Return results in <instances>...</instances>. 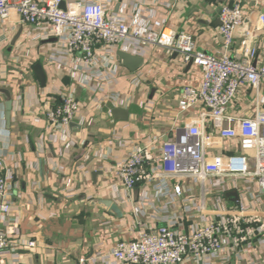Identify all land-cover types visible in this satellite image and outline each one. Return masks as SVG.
Masks as SVG:
<instances>
[{"label":"built area","instance_id":"2783aa9c","mask_svg":"<svg viewBox=\"0 0 264 264\" xmlns=\"http://www.w3.org/2000/svg\"><path fill=\"white\" fill-rule=\"evenodd\" d=\"M112 1L66 0L61 9L63 0H0V24L10 21L32 27L36 41L56 40L78 63L82 74L97 82L96 91L101 93L114 81L110 74L117 67V51L140 57L138 54L150 46L162 48L179 55L184 65L197 68L200 84L183 87L177 104L183 125L177 127L174 120L168 131L136 140L120 138L123 155L114 157L112 166L96 171L107 188L114 193L123 189L129 196L138 186L158 180L192 181L199 192V211L205 217L203 223H193L187 231L180 227L193 217L189 209L165 219L157 217L152 225L135 217L136 232L131 240L118 241L107 252L98 251L89 259L81 258L79 264H264V67L254 64L258 52L250 44L252 30L244 32L241 60L225 53L215 56L198 51L190 35L164 23L155 30L126 24L109 11ZM244 2L221 0L217 32L224 49L231 48L235 32L243 25ZM263 27L264 15L260 14L256 29ZM19 48L23 50L25 45ZM10 69L0 65V86L8 81ZM243 90H250L253 96L251 116L233 112ZM107 92L89 103L78 101L73 90L55 92L52 101L45 99L41 108L50 138L70 148L69 127L74 122L84 121L88 127L93 124L91 115L85 118L82 112L99 110L108 103L112 109L107 114L112 118L113 109L131 103L112 87ZM215 148H230L231 153L214 155L211 150ZM77 170L82 179H65L63 190L67 198L91 200L103 186L87 180L85 165ZM12 188V177L0 154V262L6 252L37 246L10 231L15 223ZM175 192L177 196L182 193L178 186ZM230 192L236 193L238 204L225 208L220 195ZM239 193L245 196L240 198Z\"/></svg>","mask_w":264,"mask_h":264},{"label":"crops","instance_id":"0c3cea01","mask_svg":"<svg viewBox=\"0 0 264 264\" xmlns=\"http://www.w3.org/2000/svg\"><path fill=\"white\" fill-rule=\"evenodd\" d=\"M220 4L221 0H115L108 9L126 24L155 30L164 23L190 35L198 51L215 56L225 53L235 60L242 59L241 42L244 32L250 29V44L258 52L254 64L264 67V27L256 29L258 16L264 15V0L244 2V22L235 32L230 49H224L217 32ZM34 37L32 27L10 21L0 24V65H9L12 73L6 84L0 86V154L13 187L11 217L15 223L10 231L23 240L37 243L33 249L6 252L0 264H79L81 258L89 259L98 251L107 252L118 241L131 240L136 232L135 217L152 225L157 217L165 219L189 209L193 217L184 220L180 230L187 231L193 223H203L205 216L199 211L198 188L192 181L179 184L171 179L158 180L138 186L129 196L123 189L114 193L107 188V182L96 171L101 166H112L113 158L123 155V149L118 146L120 138L136 140L153 136L168 131L174 120L175 125L181 127L183 119L177 114L181 90L200 84L198 69L184 65L177 54L150 46L138 54L143 64L134 72L117 62L115 72L110 74L114 76L113 83L104 86L101 93L96 91L97 82L82 74L78 63L56 40L40 42ZM22 44L25 45L23 50L19 48ZM36 64L41 65L45 73L43 86L33 72ZM109 87L131 101L127 107H122L128 112L126 121L110 118L107 110L112 109V105L107 103L99 110L82 112V117L91 115V126L82 121L69 127L73 142L70 148L65 149L58 140L50 138L41 108L45 99L52 101L55 92L73 90L78 101L89 103L100 100ZM7 100L12 102L9 124L4 117ZM233 107V112L239 115H253L251 91L240 92ZM225 148H215L211 153H231L230 148ZM83 158L86 160L82 162ZM80 165H85L90 183L103 186L91 200L83 196L67 198L63 190L65 179L71 182L82 179L77 170ZM177 186L180 193L186 189L185 195H176ZM239 195L240 198L245 196L244 193ZM220 198L225 208L238 204L237 196L221 194ZM105 201L117 206L120 218L108 210L103 204ZM207 209L212 210L211 204Z\"/></svg>","mask_w":264,"mask_h":264},{"label":"water","instance_id":"95a60500","mask_svg":"<svg viewBox=\"0 0 264 264\" xmlns=\"http://www.w3.org/2000/svg\"><path fill=\"white\" fill-rule=\"evenodd\" d=\"M64 1H66V0H63V2L60 4L61 9H64ZM120 1L121 0H119V2ZM118 6H119V4H117L116 9L118 8ZM50 41H53V40H50ZM116 59L118 60L121 67L125 68L129 72H134V71L138 70L143 64V59L141 57L133 56L131 54H128V53H125L122 51L116 52ZM33 72L38 77L40 84L43 86L45 83V73L42 69V66L39 64H36L33 67ZM5 94H6L7 98H9V94L8 93H5ZM11 107H12L11 100H7V102L5 103V114H4L5 121L7 122V124H9V122H10ZM111 113H112L113 118L116 120L126 121L128 119V112L126 110L113 109ZM95 175L96 174H93V176H95ZM228 196H232V197L236 198V193L235 192L227 193L226 197H228ZM103 204L108 208V210L114 216H116L117 218L121 217V213H120L119 209L111 201H105V202H103Z\"/></svg>","mask_w":264,"mask_h":264},{"label":"rangeland","instance_id":"374dc122","mask_svg":"<svg viewBox=\"0 0 264 264\" xmlns=\"http://www.w3.org/2000/svg\"><path fill=\"white\" fill-rule=\"evenodd\" d=\"M182 189H183V188H182ZM181 192H182V195H185L186 189L184 190V193H183V190H182Z\"/></svg>","mask_w":264,"mask_h":264}]
</instances>
